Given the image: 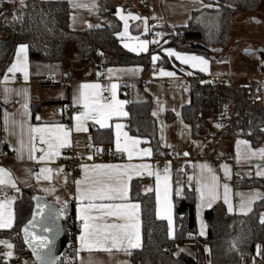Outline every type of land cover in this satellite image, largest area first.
I'll return each instance as SVG.
<instances>
[{"label":"crops","instance_id":"1","mask_svg":"<svg viewBox=\"0 0 264 264\" xmlns=\"http://www.w3.org/2000/svg\"><path fill=\"white\" fill-rule=\"evenodd\" d=\"M25 1V0H24ZM57 1V0H47ZM70 10V28L82 31L86 28L99 27L104 22L106 15L99 9L100 0H66ZM115 1V16L121 23V28L116 33L120 46L137 55L150 53L158 46L160 38V28L164 26L182 27L187 24L193 11L202 7H209L207 0H112ZM4 2L20 3V0H0ZM117 9L121 10V15L129 17L127 20H121L117 15ZM131 16L139 19H131ZM242 15L244 23L241 26L243 38H232L228 50H222L215 47L213 50L214 59L200 56L193 52H184L177 50L173 45H166L161 50L162 53L171 61L172 68L163 67L153 62L150 58L146 66L138 64L116 65V66H95L93 58L87 60L80 59L78 52L73 51L72 58L68 55L64 61L49 62L33 58L28 54L27 48V74L25 80L24 72H8V68L17 62L15 46L13 59L7 64L4 73L0 77V150L5 149L4 157L0 163V168L10 173L11 184H0L6 200L5 214L11 211L13 215V224L15 220L14 203L18 198V191L21 188L36 186L44 196L55 205L70 206L73 212L74 224H76V244L77 256L75 264H134L131 262L133 250L139 247H131L128 240H125L119 250L111 248L110 251L101 249H81L77 237L81 234L83 225L78 224L77 207H83L87 201L79 202L77 196L76 181L85 180V168L90 176L94 178L95 172L93 165H149L147 169H140L139 175L132 172V179L129 184L130 203L139 204L136 200H131V183L133 180H139L138 189L142 194L153 193L155 197V214L157 217V196H156V174L159 173L160 180V220L165 214V167L168 168V200L171 203V217L173 221V235L179 226L175 220V199L185 195V191L195 193V221L197 237H206V224L204 220L205 211L222 204L229 214H248V208H254L256 202H262V208L258 212V219L261 220V214H264V187H243L242 182L247 178H262L264 175H257L258 172L264 173V157L259 154V149L264 148V139L260 145L253 147L248 139L241 136L232 137L230 140L219 139L217 127V118L219 117L221 107L217 113L206 118L198 127L197 135H193L190 124L182 119V108L190 102V92L188 78L197 73L211 80H224L231 83L232 86L243 87L249 91L252 100L256 101L264 109V79L260 75V65L264 51V6L254 13L238 12L234 15ZM234 17L233 27L234 31ZM125 23L128 27L125 29ZM262 30V37L250 39L247 37L249 30ZM232 32V31H231ZM125 33L124 35H119ZM147 41L146 51H129L125 45L139 48L141 42ZM166 49H172L181 56L198 57L206 61L202 64L199 59L190 60L188 63H182L176 56H169ZM223 58L216 59L218 56ZM23 59V57H21ZM204 69L203 71L201 69ZM111 70V72L109 71ZM152 72L151 80L142 83L141 77L148 71ZM163 72L174 73L173 76L161 75ZM19 77V79H18ZM123 82L130 84L127 95L131 103L126 104V97L120 91ZM117 85L115 89L116 99L123 102L120 111L127 115H116L105 121V127L101 128L94 120L85 121L87 131L77 132L75 130L76 121L73 116L84 112L86 109L80 101V93L83 91L91 103L98 97V103L107 104L112 102V85ZM81 85H99L97 88H84ZM7 89V91H5ZM76 101V102H74ZM150 101L151 116L155 124V131L159 149L152 150L149 136H143L130 132L129 128V105ZM27 104V108H25ZM156 115H153V113ZM179 113V116L177 115ZM170 114L171 118L167 119ZM39 118V119H38ZM67 123L72 124L71 129L67 128ZM119 129L121 146L125 143L131 144L132 140H139L136 145L137 152L142 149H150L151 155L142 156L133 153L129 160L127 152H117V128ZM62 125L64 130L69 132L68 146L59 149V155L46 158L44 161L30 159V129L35 127H50ZM110 129L113 142L96 145L93 143V130ZM127 134V136L124 135ZM163 137V139L161 138ZM237 141H246L247 143H237ZM88 142L91 147L88 161L82 164L81 176L74 180L71 174L65 171L60 165L59 159L63 152L74 147L80 150L82 144ZM37 148H46V145L39 144L37 137ZM170 145V146H168ZM169 148L174 149V153L169 152ZM229 150V156L225 152ZM256 155L253 156L252 152ZM188 153V155H184ZM124 154V159L113 160L112 155ZM34 155L38 158L43 155L37 151ZM91 157V159H89ZM218 157L224 159L215 162ZM206 165L207 167H201ZM227 167L228 175L225 174ZM41 168H48L52 171L41 173ZM114 171V170H99ZM151 172L152 175H148ZM37 174V175H36ZM48 176L49 179L44 177ZM189 177H192L189 180ZM215 177V180L213 179ZM7 180V177H5ZM106 179V178H105ZM127 180V177H124ZM199 186L204 193V199L201 200V193L196 191ZM115 183V181H111ZM225 184L228 186L225 192ZM88 185L81 183L83 190ZM47 189L48 191H45ZM148 189H151L148 191ZM176 189H180V196L176 195ZM215 196L211 207H208L209 201ZM227 196L232 206L229 212V205L226 204ZM11 200V204L7 202ZM124 201H95V203H123ZM200 205L199 209L197 205ZM93 215L98 213L93 212ZM107 223H127L125 220H116L114 217H106ZM99 223V222H98ZM204 227L205 234L200 235L201 227ZM13 227V226H12ZM11 227V228H12ZM11 228L0 229V264H17V254L13 240L7 234ZM169 230V229H168ZM169 236V235H168ZM141 222L139 212V245H141ZM131 243H136L135 235L131 236ZM6 244L13 247L9 249ZM110 247V245H109ZM204 245L196 246L194 241L188 240L176 247L175 254L186 252L194 255L199 264H207L208 249ZM79 250V251H78ZM11 252L8 257L5 253ZM250 264H264V243L259 246V253L249 258ZM136 264V263H135Z\"/></svg>","mask_w":264,"mask_h":264},{"label":"trees","instance_id":"2","mask_svg":"<svg viewBox=\"0 0 264 264\" xmlns=\"http://www.w3.org/2000/svg\"><path fill=\"white\" fill-rule=\"evenodd\" d=\"M209 7L193 11L187 24L182 27L164 26L160 28L158 46L150 53L135 54L124 50L118 43L116 33L121 28L115 16V1L100 0L99 9L106 15L99 27L77 31L70 28V10L66 0H25L24 4L4 2L0 4V77L7 64L13 59L15 46L25 44L28 54L42 61H64L68 45H73L80 59L92 57L95 66H116L138 64L146 66L153 56L160 66L172 68L170 59L162 48L173 45L177 50L193 52L214 59L215 47L223 51L230 49L233 17L238 12H257L264 6V0H207ZM102 53V55H101ZM188 78L190 102L182 108V119L190 124L193 135L203 121L217 113L221 105L230 104L232 124L219 129L221 140H230L232 133L248 139L253 147L264 139V109L252 100L246 88H227L224 80H211L202 74ZM129 128L131 133L149 136L152 150L159 144L155 124L151 116L150 101L129 105ZM171 115H167L170 119ZM93 143H112L110 129L93 130ZM229 150L225 152L229 156ZM140 181L131 183V200L140 205L142 242L133 250L131 262L136 264H199L194 255L186 252L175 254L178 245L192 240L194 245H204L208 249L207 264H250L257 246L264 243V224L258 219L262 202H256L248 214H229L222 204L205 211L206 237H197L195 221V193L186 190L185 195L176 198L175 220L179 226L174 237L168 236L167 221L155 214L153 193L142 194L138 189ZM243 187H264V177L247 178ZM43 195L36 186L21 188L14 203L15 220L7 234L15 245L16 254L26 253L21 231L32 216L33 195ZM59 207V206H58ZM63 224L72 233L68 223L73 212L70 206H62ZM62 207H59L61 210Z\"/></svg>","mask_w":264,"mask_h":264},{"label":"snow or ice","instance_id":"3","mask_svg":"<svg viewBox=\"0 0 264 264\" xmlns=\"http://www.w3.org/2000/svg\"><path fill=\"white\" fill-rule=\"evenodd\" d=\"M20 4H24V0H20ZM117 15H119L121 20H127L129 17H125L121 15V10L117 9ZM130 18L135 20L139 19V17L131 16ZM91 27V25H89ZM128 25L125 23V29H127ZM125 33H121L119 35H124ZM147 41H143L140 43L139 48L131 47L129 45H125L129 51H146ZM27 45L20 44L16 50L17 62H14L9 68L8 72L14 73L16 71L24 72L25 80L28 78L27 74ZM166 52L169 56H176L182 63H188L190 60L199 59L202 64H206L202 58L198 57H187L181 56L179 53L174 52L172 49H166ZM102 55V53H101ZM23 57V59H21ZM153 62L156 61L157 57H152ZM204 70L203 68L201 69ZM111 72V70H109ZM161 75L165 76H173L174 73L171 72H163L161 71ZM99 85H81V89L84 88H99ZM112 102L107 104L98 103V97L94 98L90 103L89 98L85 95L83 91L80 93V101L83 103V107L86 109L84 112H81L78 115L72 117L75 124V130L77 132L87 131L85 127V121L88 119L94 120L95 123L99 124L101 128L105 127V121L112 116L116 115H127L126 113H122L120 111L123 102L118 101L115 95V89L117 85L113 84L112 86ZM7 91V89L5 90ZM76 102V101H74ZM27 108V104L24 106ZM153 115H156L154 112ZM179 116V113H177ZM39 119V118H38ZM220 127V125H216ZM122 126L120 124L116 125L117 128V141H116V150L117 152H127L129 160L132 159L133 153L142 156L151 155L150 149H142L137 152L136 145L140 143L139 140H132L131 144L125 143L123 147L120 143V135L119 129ZM264 131V129H262ZM127 136L126 133H124ZM68 136L69 132L65 131L62 125L56 126L55 128L50 127H35L30 129V144H31V153L30 159H38L39 161H44L46 158L54 157L59 155V149L68 146ZM37 137L39 140V144L46 145V148H37L36 141ZM163 139V137H161ZM237 143H247L246 141H237ZM170 146V145H168ZM40 151L43 155L38 158L34 155L35 152ZM259 154L264 157V148H260ZM184 155H188V153H184ZM252 155L255 156L256 152L253 151ZM91 159V157H89ZM149 165L139 164V165H93L92 169L95 172L94 178L89 175L87 168H85V180L84 181H76L77 184V196L76 199L79 202L87 201L83 207H77V218L83 220V226L81 228V234L77 237V240L80 243L81 249H101L104 251H110L111 248H116L119 250L123 245L125 240H128L130 246L135 248L139 247V212L140 205L136 203H130L129 201V184L128 181L132 179V172H135L136 175H139L140 169H147ZM201 167H207L206 165ZM222 168L225 169L226 176L228 175L227 167L222 165ZM99 170H114V171H99ZM41 173L51 172V169L41 168ZM165 219L168 220V235L169 238L173 235V221L171 217V203L168 200V168L165 167ZM148 175H152L151 172ZM257 175H264V173L258 172ZM7 177V180L5 179ZM127 177V180L124 179ZM45 179H49L50 177L45 176ZM106 178V179H105ZM192 177H189L191 180ZM215 180V177H213ZM115 181V183H111V181ZM160 174H156V196H157V217L161 218L160 212ZM8 183L11 184L13 188H15V184L11 180L10 173H7L5 169L0 168V184ZM81 183H85L88 186L83 190L81 189ZM198 187L196 191L201 193V200L204 199V193L199 186V181H197ZM225 192L228 191V186L225 184ZM151 189H148L150 191ZM45 191H48L45 189ZM180 189H176V195L180 196ZM215 196L212 197V200L209 201L208 207H211L212 202L215 200ZM124 201L123 203H95V201ZM226 204L229 205V212H231L232 206L228 201L227 196L225 197ZM8 205L11 204V200L7 202ZM6 207L5 202H0V229L11 228L13 226V215L11 211L7 213L4 212ZM66 207V205H65ZM198 209L200 205H197ZM39 212L33 213V220H30L28 224L24 227V240L25 243L29 244V247L32 248L33 255L36 256L38 264H54V261L48 258V255L43 253L41 249L47 248L50 241L47 240L44 236H36L35 233L31 232L30 229L34 227L33 221L37 215L43 216L44 207L38 205ZM248 211H251V208H248ZM51 212V210H50ZM96 212L97 215H93L92 213ZM63 213V207L60 211L55 212V216L58 219L60 215ZM106 217H114L116 220H125L127 223H107L105 221ZM99 222V223H98ZM44 224V221H41ZM261 224H264V214H261ZM56 228L55 225L44 224L43 231L44 232H53ZM204 227H201L200 235H204ZM135 235L136 243H131V236ZM31 237V240L29 239ZM0 243H5L0 241ZM110 245V247H109ZM6 247L11 249L13 246L11 244H6ZM257 250L259 253V246H257ZM79 251V250H78ZM207 251V249H206ZM6 256L10 257L11 252L5 253Z\"/></svg>","mask_w":264,"mask_h":264},{"label":"built area","instance_id":"4","mask_svg":"<svg viewBox=\"0 0 264 264\" xmlns=\"http://www.w3.org/2000/svg\"><path fill=\"white\" fill-rule=\"evenodd\" d=\"M221 59L223 56H218L216 59ZM260 65V75L264 79V51H263V58ZM152 78V72L149 70L145 76L141 77V82L145 84V82L151 80ZM19 79V77H18ZM228 89L231 88V83L225 82ZM130 89V84L128 82H123L120 86V91L126 95L124 98V102L128 105L131 103L130 97L127 95L128 91ZM232 110L233 106L230 104H224L221 105V110L219 117L217 118V125H220V128H224L226 126H229L232 124ZM72 124L67 123V128L71 129ZM238 136L235 133H232V137ZM91 147L88 144V142H84L80 148V150H77V148L69 147L67 148L63 154L61 155L59 159L60 165H62L65 168V171L71 174L74 180L78 179L81 176V167L82 164H84L86 161H88V155L90 154ZM170 153H174L173 148L168 149ZM5 149L0 150V163L2 161V158L4 157ZM124 154H118V155H112L113 160L118 159H124ZM223 157H218L215 159V162L223 160ZM37 175V174H36ZM6 200V196L1 189L0 186V202H4ZM70 219L68 223L70 224V227L72 228V233L68 235V241L64 246V249L61 251V254L58 257V264H75V259L77 256V242L75 238L76 234V224H74L73 220V214L69 215ZM79 225H83V220H78ZM69 232V230H68ZM17 264H34L33 258L31 254L26 253H18L17 254Z\"/></svg>","mask_w":264,"mask_h":264},{"label":"water","instance_id":"5","mask_svg":"<svg viewBox=\"0 0 264 264\" xmlns=\"http://www.w3.org/2000/svg\"><path fill=\"white\" fill-rule=\"evenodd\" d=\"M38 205L44 207V213H43V216L41 215L36 216L35 221H33L34 227H32L30 231L35 233L36 236L38 237L44 236L47 238L48 241H50V243L48 244V247L41 249V251L47 254L48 258L54 261V264H58V257L61 254V251L64 249V246L69 239L68 229L65 226V224H63L62 214L60 215L58 219L55 216V212L60 211L59 207L55 205L54 203H52L49 200V198H47L44 195H38V194L33 195L32 216L30 220H33L34 212H39ZM42 220L44 221V224L55 225L56 228L54 229V231L44 232L43 231L44 224L41 223ZM28 222L24 224L22 228L21 238L23 239V243L26 249L28 250L29 254H31L34 264H38L36 256L33 255L32 248L29 247V244L25 243V240H24L23 229L28 224ZM29 239L31 240V237H29Z\"/></svg>","mask_w":264,"mask_h":264},{"label":"rangeland","instance_id":"6","mask_svg":"<svg viewBox=\"0 0 264 264\" xmlns=\"http://www.w3.org/2000/svg\"><path fill=\"white\" fill-rule=\"evenodd\" d=\"M234 31L232 30L231 32V39L232 38H243L244 34H241V26L243 25L244 21L243 20V16L242 15H238L234 17ZM262 30L258 29V30H249L247 37H249L250 39H255L258 38L259 36L262 37ZM76 50L75 47L73 45H68L67 49H66V53L67 55L72 58V54L73 51Z\"/></svg>","mask_w":264,"mask_h":264}]
</instances>
